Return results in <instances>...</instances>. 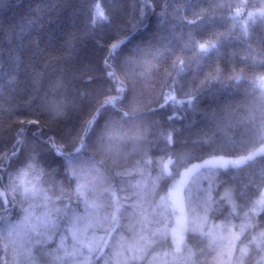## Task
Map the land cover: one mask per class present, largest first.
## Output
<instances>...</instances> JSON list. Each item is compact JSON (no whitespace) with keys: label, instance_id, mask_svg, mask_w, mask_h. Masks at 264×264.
Returning a JSON list of instances; mask_svg holds the SVG:
<instances>
[{"label":"trees","instance_id":"trees-1","mask_svg":"<svg viewBox=\"0 0 264 264\" xmlns=\"http://www.w3.org/2000/svg\"><path fill=\"white\" fill-rule=\"evenodd\" d=\"M261 9L0 0V264H173L172 180L264 143ZM263 188L264 153L194 173L177 264H264Z\"/></svg>","mask_w":264,"mask_h":264},{"label":"rangeland","instance_id":"rangeland-1","mask_svg":"<svg viewBox=\"0 0 264 264\" xmlns=\"http://www.w3.org/2000/svg\"><path fill=\"white\" fill-rule=\"evenodd\" d=\"M264 153V143H262L257 148L249 151L245 155L241 156H212L205 158L200 161H196L190 164L188 167L184 168L180 174L174 178L169 186L168 190V200L170 202V207L173 213V225L171 229V239H172V257L171 262L177 264L181 248L185 235V222L186 214L183 204V190L189 181L190 177L204 167H229L241 165L254 157ZM171 158L166 157L162 160V168L165 173L169 172V164ZM224 199L231 206L232 210H236V203L233 198L230 189H225L223 192ZM264 207V188L260 191L258 196L253 200L250 207V217L255 219L256 215Z\"/></svg>","mask_w":264,"mask_h":264},{"label":"snow or ice","instance_id":"snow-or-ice-1","mask_svg":"<svg viewBox=\"0 0 264 264\" xmlns=\"http://www.w3.org/2000/svg\"><path fill=\"white\" fill-rule=\"evenodd\" d=\"M260 12L262 15H264V9H261ZM101 16H103L104 19H107V17L104 16L103 13H101ZM124 42H125V40H120L119 43L113 42V43L109 44V49H110L109 55L113 54ZM214 46L215 45L212 43L203 42V41L199 42L196 45L198 51H200L202 53L208 52Z\"/></svg>","mask_w":264,"mask_h":264},{"label":"clouds","instance_id":"clouds-1","mask_svg":"<svg viewBox=\"0 0 264 264\" xmlns=\"http://www.w3.org/2000/svg\"><path fill=\"white\" fill-rule=\"evenodd\" d=\"M259 80L264 81V74L258 77Z\"/></svg>","mask_w":264,"mask_h":264}]
</instances>
